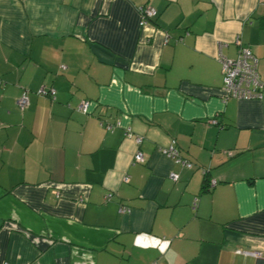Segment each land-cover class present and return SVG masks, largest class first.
I'll use <instances>...</instances> for the list:
<instances>
[{
	"label": "crops",
	"instance_id": "1",
	"mask_svg": "<svg viewBox=\"0 0 264 264\" xmlns=\"http://www.w3.org/2000/svg\"><path fill=\"white\" fill-rule=\"evenodd\" d=\"M241 46L264 83V0H0V264H264Z\"/></svg>",
	"mask_w": 264,
	"mask_h": 264
},
{
	"label": "built area",
	"instance_id": "2",
	"mask_svg": "<svg viewBox=\"0 0 264 264\" xmlns=\"http://www.w3.org/2000/svg\"><path fill=\"white\" fill-rule=\"evenodd\" d=\"M141 23L146 21L147 18L155 15V10L149 7H141ZM221 71H222V84L225 90L232 96L238 98H259L264 93V83L260 80L259 74L256 69V58L252 52L245 46L239 48L238 54L234 58L225 56L220 57ZM39 92H45L43 87L39 88ZM51 95L54 94V90L49 91ZM20 107L27 104L28 98L24 91L18 99ZM87 101L80 104L82 110H86ZM212 122L215 120L211 119ZM108 127L110 125H107ZM129 134V131H127ZM141 138L136 137V141L140 142ZM163 153L176 157L177 150L174 146L165 148L162 150ZM134 162H143L144 158L140 151H136L133 155ZM184 161V160H183ZM182 161V162H183ZM185 163V161H184ZM215 180H211V185L214 184ZM120 211H124L125 208H120ZM128 210V209H127ZM7 264V263H6Z\"/></svg>",
	"mask_w": 264,
	"mask_h": 264
},
{
	"label": "rangeland",
	"instance_id": "3",
	"mask_svg": "<svg viewBox=\"0 0 264 264\" xmlns=\"http://www.w3.org/2000/svg\"><path fill=\"white\" fill-rule=\"evenodd\" d=\"M144 158V157H143Z\"/></svg>",
	"mask_w": 264,
	"mask_h": 264
}]
</instances>
